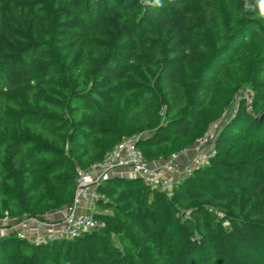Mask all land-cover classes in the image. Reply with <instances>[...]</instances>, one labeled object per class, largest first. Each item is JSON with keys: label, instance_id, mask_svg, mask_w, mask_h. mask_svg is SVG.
<instances>
[{"label": "trees", "instance_id": "1", "mask_svg": "<svg viewBox=\"0 0 264 264\" xmlns=\"http://www.w3.org/2000/svg\"><path fill=\"white\" fill-rule=\"evenodd\" d=\"M253 37L264 43L259 0H0V220H49L72 202L78 170L124 138L154 162L216 126V153L171 195L110 176L96 228L38 245L5 234L0 264L264 260V65L246 63ZM237 83L252 112L245 99L234 107Z\"/></svg>", "mask_w": 264, "mask_h": 264}, {"label": "built area", "instance_id": "2", "mask_svg": "<svg viewBox=\"0 0 264 264\" xmlns=\"http://www.w3.org/2000/svg\"><path fill=\"white\" fill-rule=\"evenodd\" d=\"M250 110H252L251 107ZM211 137L212 134L209 133L197 140L192 147L179 153H172L168 159L163 160L161 167L154 166L152 162L145 159L143 152L136 145L135 138H124L107 153L103 160L94 163L88 169L78 170L73 200L61 219L41 221L30 218L16 224L14 219L7 216L3 219V222L8 224L5 234L15 232L19 237L38 245L56 240L73 239L92 231L100 224L99 221L92 214L80 213L79 207L85 200H96L99 197L98 186L106 178L123 170L128 171L129 177H138L144 184L171 195L178 181L175 174L180 169L181 156H188L193 152V158L182 169L184 174L204 165L209 156L216 153L213 145L208 142ZM217 214L222 215L220 212ZM29 220L38 222L36 228L29 230L30 234L20 229L22 226L30 225ZM227 223V221L224 222L225 225Z\"/></svg>", "mask_w": 264, "mask_h": 264}, {"label": "rangeland", "instance_id": "3", "mask_svg": "<svg viewBox=\"0 0 264 264\" xmlns=\"http://www.w3.org/2000/svg\"><path fill=\"white\" fill-rule=\"evenodd\" d=\"M248 60L249 61H254V64L256 66V68H258L260 65H264V43L257 37H253L252 38V43H250L248 45V55H247V65H248ZM250 65V63H249ZM230 84V80H228L227 85ZM236 92L234 94V107L237 106L238 102L240 100L245 99L247 104H248V108L249 111L252 112V110H250V102H251V98H252V93L250 88L244 84V83H237L236 84ZM231 113H229L228 115H230ZM216 126H212L211 127V134L214 132ZM193 152L189 153L188 155H190L192 158ZM90 202H92L93 207L92 209L88 212L89 214L94 215L93 210L97 211L98 208L95 206V200H90ZM63 217V216H62ZM3 228L8 226V224H6L5 222H3ZM4 228L5 230L1 233V234H5L7 231V229ZM19 229V227H18ZM24 232L30 234V231L28 230H23ZM1 236V235H0ZM245 264H264V260H263V256L261 253L257 252H252L245 261Z\"/></svg>", "mask_w": 264, "mask_h": 264}, {"label": "crops", "instance_id": "4", "mask_svg": "<svg viewBox=\"0 0 264 264\" xmlns=\"http://www.w3.org/2000/svg\"><path fill=\"white\" fill-rule=\"evenodd\" d=\"M191 158L192 157L190 155H188V156H185V155L184 156H181V158H180V163H181L180 169L175 174V176L178 179L183 176L184 173H183V170L182 169H183V167L188 162H190ZM162 163H163V160H157V161L152 162V164L154 166H157V167H161ZM128 174H129L128 171L126 172L125 170H123V171H119V172L115 173L113 176L129 177ZM92 207H93V204H92V202H90V199L89 200H85L81 204V206L79 207V212L80 213H88L92 209ZM67 211H68V206L62 207L61 209H58V210H55V211H52L51 213H49L47 215V219H49V220H55V221L56 220H59V219L62 218V216H64L67 213ZM94 212H95V210H93V213ZM28 222H29L30 225H28V226H22L20 229L21 230H24L25 229V230H28L29 231V230H32V229H34V228L37 227V224H38L37 221H35V220H29ZM3 224H4L3 223V220H0V235L1 236L4 235V234H1V233L5 230L4 228H6V227L3 228Z\"/></svg>", "mask_w": 264, "mask_h": 264}, {"label": "clouds", "instance_id": "5", "mask_svg": "<svg viewBox=\"0 0 264 264\" xmlns=\"http://www.w3.org/2000/svg\"><path fill=\"white\" fill-rule=\"evenodd\" d=\"M161 0H154L155 4H160ZM259 4H260V14L262 16H264V0H259Z\"/></svg>", "mask_w": 264, "mask_h": 264}]
</instances>
